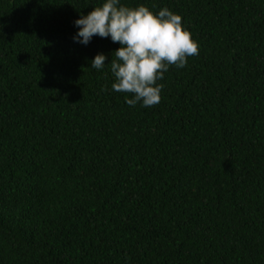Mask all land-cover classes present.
I'll return each mask as SVG.
<instances>
[{"label":"trees","instance_id":"1","mask_svg":"<svg viewBox=\"0 0 264 264\" xmlns=\"http://www.w3.org/2000/svg\"><path fill=\"white\" fill-rule=\"evenodd\" d=\"M104 2L0 0V264H264V0H120L199 46L150 107L73 41Z\"/></svg>","mask_w":264,"mask_h":264},{"label":"clouds","instance_id":"2","mask_svg":"<svg viewBox=\"0 0 264 264\" xmlns=\"http://www.w3.org/2000/svg\"><path fill=\"white\" fill-rule=\"evenodd\" d=\"M74 25L79 28L74 42L86 46L93 36H98L119 43L112 53L116 59L110 61L115 77L112 89L132 94L126 103L133 107L138 102L144 107L158 104L163 85L157 81L163 79L170 66L183 68L188 57L199 53L191 33L182 27V17L167 8L154 14L144 5L131 8L120 0H106L81 15ZM106 59L104 54H97L90 66L102 69Z\"/></svg>","mask_w":264,"mask_h":264}]
</instances>
